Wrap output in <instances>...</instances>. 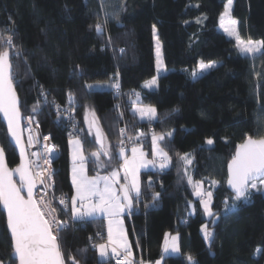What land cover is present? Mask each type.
Instances as JSON below:
<instances>
[{
	"label": "trees",
	"instance_id": "trees-1",
	"mask_svg": "<svg viewBox=\"0 0 264 264\" xmlns=\"http://www.w3.org/2000/svg\"><path fill=\"white\" fill-rule=\"evenodd\" d=\"M226 3L0 0V51L10 52L20 109L22 114L36 116L40 131L49 133L60 150L53 162L58 196L69 202L73 193L69 139L79 137L89 153L104 151L87 126L88 108L94 111L104 148L106 139L112 155L111 160L100 158L107 170L121 163L120 141L125 137L150 156L153 133H171L159 142L171 157L168 167L141 172L140 195L125 217L133 256L140 253L144 264L161 257L167 232L179 234L181 254L164 257L163 264H264V191L252 190L247 200L233 201L225 185L226 165L245 134L264 136V53L254 57L240 53L234 40L219 29ZM231 15L238 21L241 38L264 40V0H233ZM153 25L166 72L154 89H148L143 82L155 76ZM9 35L14 47L6 42ZM199 61L220 63L193 78L191 72ZM92 82L108 85L89 88ZM134 105L154 106L157 117L141 119L132 110ZM65 107L77 122L75 136L67 133ZM120 129H125L123 135ZM209 138L211 145L205 142ZM0 144L8 165L15 167L18 157L1 121ZM185 153L191 158L193 182L202 181L212 192L211 207L219 216L213 227L214 216L205 217L200 198L188 182L187 164L180 159ZM88 166L98 171L95 160H88ZM156 193L159 196L153 199ZM226 198L229 206L235 203V209H225ZM56 208L58 217L67 218L68 224L59 233L65 264H72L70 256L79 264H102L94 247L100 240L94 234L104 231V219L73 221L69 208ZM203 225L213 233L209 244L202 235ZM11 252L0 210V260L4 264H16Z\"/></svg>",
	"mask_w": 264,
	"mask_h": 264
},
{
	"label": "snow or ice",
	"instance_id": "snow-or-ice-1",
	"mask_svg": "<svg viewBox=\"0 0 264 264\" xmlns=\"http://www.w3.org/2000/svg\"><path fill=\"white\" fill-rule=\"evenodd\" d=\"M233 0H227L224 12L220 16V27L223 28L229 36L235 37L236 47L242 54L264 53V40L253 41L251 38L244 40L239 35L236 25L238 21L231 19L230 13ZM199 18H198V21ZM98 31L102 26L96 25ZM153 35H156V27L153 25ZM6 42L12 45V36L6 38ZM123 51V50H121ZM216 66L215 61L205 63L201 61L199 69L201 71L210 69ZM157 72L164 70L163 60L161 58L160 44L157 39ZM12 64L10 60V52L8 50L0 51V113H3L7 121L8 131L10 136L15 140V143L20 146V164L15 169H9L5 160L4 150L0 148V204L3 205L7 213V227L10 230L13 257L18 264H65L64 253L61 251L59 243V233L66 227L67 222L60 221L55 216V209L50 206V202L45 200L44 195L39 199L34 198L33 189L36 187L37 178L39 183L44 184L46 177L42 172L33 174L31 166L34 161L29 160L25 152V147L22 141V131L20 127L21 113L19 100L14 86L12 76ZM196 75V72H193ZM157 85V77H152L146 82V87ZM88 87H92L88 85ZM119 88V83L115 84ZM42 95H45L42 91ZM139 96V94H137ZM70 100L72 99L69 94ZM39 103V102H38ZM33 112L37 111V106H33ZM141 118L148 120L157 117V109L152 105H142L136 109ZM31 121V117L28 118ZM87 119V117H86ZM95 123V120L92 121ZM125 129H120V134L123 135ZM143 133L140 134L142 136ZM166 136H171V133H161L152 135V160L145 159V153L138 147H132V155H125V147L123 141H120L119 156L123 158V164L120 165L124 170L125 183L116 185L119 182V170L114 169L109 175L101 176L99 173L95 176H88L85 166L86 157L83 153V146L79 139L70 140L69 143L73 146L72 150V185L75 188V195L71 197V219L73 221L84 220L87 217H92L96 213H103L108 217V240L107 243L95 245L99 251V255L104 258L109 257V249L112 257H116V264H133V253L129 244L126 230L121 219L125 209L132 207V193L135 192L137 198L140 195V182L138 171L142 167L148 165L156 166V158H160L159 167L165 168L171 161L168 153L160 147V141L165 140ZM96 138L101 144L103 152H93L91 156L95 158L97 164L100 163L101 156H107L111 160V153L104 148L103 133L97 128ZM45 141L48 136L43 138ZM131 139V137H129ZM139 140V136L137 137ZM208 145L213 144L212 139L205 141ZM33 143V137L28 138V145ZM54 147L45 144V154H51ZM33 156L39 158L38 153H32ZM180 159L185 164H190L191 159L188 153L180 156ZM44 163L50 165V160L45 159ZM36 167H40L38 164ZM19 174V185L14 182L13 175ZM188 182L193 184L195 194L201 196V204L203 205L204 213L208 216H215L213 212L212 192L206 194L201 191V182H193L192 177L188 176ZM213 185L217 181L211 182ZM227 184L233 189L235 195L233 201L244 198L247 200L252 190L259 191L264 187V136L254 138L252 135L245 134L242 143L236 146V151L228 163V178ZM47 187V185H45ZM27 190V198L22 193ZM206 195V199L204 196ZM159 193L153 196L156 199ZM60 203L67 207L68 201L65 198L60 199ZM235 209V203L231 206L228 204V198L225 199V209ZM215 223V221H213ZM205 239L212 237L213 233L208 230L207 225L202 226ZM177 236L171 238L169 244L168 234H165L164 251L169 250L178 252ZM122 250V251H121ZM81 252L85 250H80ZM259 251V250H258ZM72 264H79L75 256H70ZM188 259L191 261L192 257ZM0 264H4L0 260ZM106 264V260H105ZM143 264V261L140 262ZM160 264V261H156Z\"/></svg>",
	"mask_w": 264,
	"mask_h": 264
},
{
	"label": "built area",
	"instance_id": "built-area-1",
	"mask_svg": "<svg viewBox=\"0 0 264 264\" xmlns=\"http://www.w3.org/2000/svg\"><path fill=\"white\" fill-rule=\"evenodd\" d=\"M62 114H63L64 120L66 121L65 123L67 127V133L70 134L71 136H75L77 134L76 120L73 118V115L69 112L67 107L63 109ZM22 126H23L22 130H23L28 159L34 161V164L31 166L33 174H35L36 172H42L43 176L46 177L44 184H40L39 178H37L35 196L39 198L41 195H44L45 200L50 202V206L53 209H55V216L57 217V219L60 221L67 222V218L61 219L58 217L57 208H56V206H59L61 211L68 210V204L66 207L64 204L60 203V199L63 196H58L55 193V189H54L55 184H54V179H53V162L59 155V152H60L59 147L51 142V136L49 133H43L40 131L38 123L32 120L29 121L23 115H22ZM30 135L33 137V143L31 146L28 145V138ZM45 136L49 137L47 141L43 139ZM123 142H124L123 146L125 147V153H127L133 146H135L134 141L127 137L123 139ZM45 144L49 145L50 147H54V150L52 151L50 155L45 154L44 152ZM32 153H38L39 158H37V156H33ZM45 159L50 160V165H46L44 163ZM36 164H38L40 167H36L35 166ZM120 165H122V162L119 165H117L118 169L122 170ZM95 171H96V168H95ZM45 185H47V187H45ZM127 216H129V213L127 214ZM94 236L98 240H100V242L106 243V237H105L104 231L102 230L96 231ZM116 259H117L116 257L110 256L106 260V264H116ZM132 259H133V264H140V262L143 261L140 256V253H138L137 258L133 256ZM102 264H105V261Z\"/></svg>",
	"mask_w": 264,
	"mask_h": 264
},
{
	"label": "rangeland",
	"instance_id": "rangeland-1",
	"mask_svg": "<svg viewBox=\"0 0 264 264\" xmlns=\"http://www.w3.org/2000/svg\"><path fill=\"white\" fill-rule=\"evenodd\" d=\"M227 4V3H226ZM225 9V8H224ZM223 12H224V10H223ZM222 12V13H223ZM230 17H231V19H235V18H233L232 17V15H231V13H230ZM236 20V19H235ZM236 27H237V31H238V24L236 25ZM219 29L221 30V31H223L224 32V30H223V28H221L220 27V20H219ZM225 33V35L227 36V37H229V38H232L233 40H234V43H235V46H236V40H235V37H231V36H229L226 32H224ZM153 39H154V45H155V77H157V82H158V77L161 75V74H163V73H165L166 72V68H165V66H164V70H162V71H160L159 73L157 72V68H156V59H157V39H158V37H157V35H153ZM243 39V38H242ZM159 40V39H158ZM244 40H248V39H244ZM253 41H255V40H253ZM159 44H160V52H161V58H162V60H163V57H162V48H161V43H160V41H159ZM237 48V47H236ZM238 49V48H237ZM239 51V50H238ZM258 54V53H257ZM257 54H255V55H257ZM245 55H248V56H251V57H254L255 55H252V54H245ZM200 62L201 61H199L198 62V64H197V66L192 70V72H191V76L193 77V78H196V77H198L199 75H201V74H203L204 72H206V71H208V70H210V69H212V68H210V69H206V70H203V71H201L200 69H199V64H200ZM210 62V61H209ZM216 62V66L220 63L219 61H215ZM205 63H207V62H205ZM163 65H164V63H163ZM215 66V67H216ZM214 68V67H213ZM196 72V75L194 76L193 75V72ZM152 79V78H151ZM151 79H148V80H145L144 82H143V86L145 87V88H148V89H154L157 85H155V86H152V87H146V82L147 81H150ZM89 85H91L92 87L91 88H96V89H102L104 86H107L108 84L107 83H99V82H92V83H89ZM140 106H142V105H134L133 106V108H132V110H134V111H136V109L138 108V107H140ZM137 112V111H136ZM138 113V112H137ZM23 116H25L27 119L29 118V117H31L32 119V121H34V122H36V123H38V121H37V119H36V116L33 114V113H25V114H22ZM138 115H139V113H138ZM92 116H95V113H94V111L92 110V109H90V108H88L87 109V111H86V115H85V117H87V119H86V122H87V126L88 127H90L91 126V118H92ZM140 116V115H139ZM29 120V119H28ZM91 128V127H90ZM123 141V140H122ZM107 146H108V144H107V141H106V139H105V148L107 149ZM135 146H137V147H139L137 144H135ZM134 147V146H133ZM152 148H153V145H151V155L149 156V155H147L146 154V152L145 151H143L141 148H139V149H141L146 155H145V158H147V160H152L153 159V155H152ZM191 159V158H190ZM156 160H157V163H156V166L155 167H153L152 169H160V167H159V163H160V158L159 157H157L156 158ZM169 165V164H168ZM168 165H167V167H168ZM190 164H187V171H186V174H187V176H189L190 175V173H189V171H190ZM138 177H139V182H141V178H140V175L138 174ZM199 182H201V184H202V188H201V191L203 192V193H207V192H211V190H209L207 187H206V184H204L202 181H199ZM195 190V189H194ZM261 190L262 191H264V187H262L261 188ZM196 195V194H195ZM197 196V195H196ZM198 198H200V201H201V196H197ZM35 198H37L36 196H35ZM204 198L206 199L207 197H206V195L204 196ZM37 199H39V198H37ZM201 203V202H200ZM201 207H202V209H203V205L201 204ZM203 212H204V209H203ZM204 215H205V217L208 219V218H210L211 216H208V215H206L205 213H204ZM209 231H211V229H208ZM212 232V231H211ZM166 234V233H165ZM167 234H168V240H169V244H171V238L173 237V236H177L178 237V240H177V246H178V248H179V234L178 233H172V232H167ZM202 235H203V237L205 238V236H204V230L202 229ZM210 239L211 238H209L208 240H206V242L209 244L210 243ZM164 243H165V236H164V238H163V242H162V253H161V257L159 258V259H157L156 261H160V264H163V259H164V257H166V256H168V255H180L181 253H180V248H179V251L178 252H173V251H171V250H169L168 252H165L164 251ZM156 261H154L152 264H156ZM144 264V263H143ZM145 264H149V263H145Z\"/></svg>",
	"mask_w": 264,
	"mask_h": 264
},
{
	"label": "crops",
	"instance_id": "crops-1",
	"mask_svg": "<svg viewBox=\"0 0 264 264\" xmlns=\"http://www.w3.org/2000/svg\"><path fill=\"white\" fill-rule=\"evenodd\" d=\"M139 117L141 118V116H139ZM141 119H147V118H141ZM75 139H79L80 142H81V144H82V146H83V143H82V141H81V139L79 137H73V138L69 139V141L70 140H75ZM68 145H69V179H70V182H71V185H72V165H73V161H72V150H73V146L70 143H68ZM138 146H139L138 148H141L143 151H145L142 148V146H140V145H138ZM135 147H137V146H135ZM131 149L127 153H125V155H127L128 157H131V155H132ZM83 153H84V156L86 157L85 166H86V169H87V175L90 176V177L97 175V173H99V175H101V176L109 175L114 169H118V167L115 166V167H112V168H110V169L107 170V169H105L107 165L104 164V163L102 164V162L100 161V163H99L100 165L98 164V166H97L98 171L96 172L95 169L91 171V169H89V166H88V160H95V158L91 156V153H93V152H90V153L87 152L84 149V146H83ZM145 159H147V158H145ZM121 162L123 164V159H122ZM152 168H153L152 165H148L147 167L140 168L139 171H138V174L140 175V178H141V172H143V171H148V170H162L161 168L160 169H152ZM165 168H167V166ZM165 168H163V169H165ZM123 177H124V170L122 168V170H119V182L116 185L117 189H119V185L120 184L125 183ZM72 189H73L72 196H74L75 195V188H74L73 185H72ZM140 190H141V182H140ZM131 195H132V207L130 209H125V211L121 215V219L123 221V226H124V229L126 230V233H127V228H126V224H125V217L134 208V198L136 197V193L133 192ZM71 197H70V200L68 202L69 218L70 219H71ZM91 218H103L104 219V223H105L104 232H105L106 243H107V240H108V217L105 216L103 213H96L94 216L87 217L84 220L91 219ZM84 220H80V221H84ZM127 238H128V235H127ZM128 241H129V238H128ZM100 243H105V242H100ZM129 244H130V242H129ZM97 254H98V259L100 261H105V260H107L111 256L110 249H109V257L108 258H104V260H102V258L100 257L98 249H97Z\"/></svg>",
	"mask_w": 264,
	"mask_h": 264
},
{
	"label": "water",
	"instance_id": "water-1",
	"mask_svg": "<svg viewBox=\"0 0 264 264\" xmlns=\"http://www.w3.org/2000/svg\"><path fill=\"white\" fill-rule=\"evenodd\" d=\"M11 71L13 72V68L11 69ZM14 86H15V85H14ZM15 90H16V88H15ZM16 93H17V91H16ZM17 96H18L19 107H20V105H21V101H20V97H19L18 93H17ZM20 113H21L20 127H21V131H22V141H23V144H24V147H25V152H26V154H27L26 145H25V140H24V135H23V130H22L23 126H22V111H21V109H20ZM93 120H95V119L92 117V118H91V126H90V127H91V131H92V134H93V136H94V139H95L97 145L101 148V144H100V142H99V141L97 140V138H96V131H97V128H99L100 130H101V128H100V126L98 125V123L96 122V120H95V123L93 124V123H92ZM0 121H1V123L4 125V127H5V129H6V134H7V138H8L9 143H10V144L13 146V148L15 149V152H16L17 157H18V164H17V165H19V164H20V160H21V156H20V146H19L18 144H16V143H15V140L10 136V133H9V131H8V127H7V121H6L5 117L3 116V113H0ZM101 131H102V130H101ZM102 133H103V132H102ZM254 138H256V137H254ZM242 142H243V141H242ZM242 142H241V143H242ZM103 143H104V134H103ZM0 148H3V147L1 146V144H0ZM3 150H4V149H3ZM235 151H236V149H235ZM234 153H235V152H234ZM233 155H234V154H233ZM4 156H5V160H6V163H7V159H6L5 151H4ZM27 157H28V155H27ZM228 163H229V162H228ZM228 163H227V165H226L227 178H228ZM17 165H16V166H17ZM7 166H8V168H9L10 170L16 168V166H15V167H10V166L8 165V163H7ZM31 170H32V169H31ZM32 172H33V171H32ZM227 178H226V182H225L226 188L229 190L230 193H232L233 195H235L233 189L227 184ZM13 180H14V182H16V183L19 185V182H20L19 174H14V175H13ZM35 190H36V187L33 189L34 198H35ZM22 194L25 195V198H27V190H26V189L24 190V192H23ZM0 210H1V211L4 213V215H5L6 229H7V232H8V234H9V237H10V239H11L10 230H9L8 227H7V213H6V210L4 209V207H3L2 204H0ZM218 220H219V216H218V215L214 216V218H213V220H212L210 226H211V227L215 226V225L217 224ZM213 221H215V223H213ZM11 248H12V241H11ZM12 253H13V248H12L11 256H12V258L15 260V258H14L13 255H12ZM16 264H18L17 261H16Z\"/></svg>",
	"mask_w": 264,
	"mask_h": 264
}]
</instances>
